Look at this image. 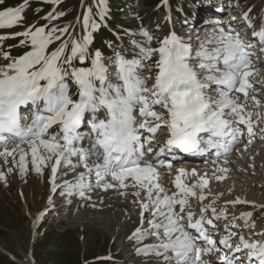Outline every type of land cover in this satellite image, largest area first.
<instances>
[{
	"label": "snow or ice",
	"instance_id": "6c2138e0",
	"mask_svg": "<svg viewBox=\"0 0 264 264\" xmlns=\"http://www.w3.org/2000/svg\"><path fill=\"white\" fill-rule=\"evenodd\" d=\"M46 2L58 6L61 0ZM107 13V0H98L99 21L103 22ZM63 15L50 14L47 19L57 20ZM23 19V7L0 10V29L20 26ZM83 26L85 34L80 39L69 35L70 26H31L15 34L25 37L21 43L30 51L18 58L2 53L3 59L10 62L0 66V157L7 161L8 157L16 160L18 155L16 162L22 176L27 172L29 156L38 174L51 164L54 192L62 167L66 169L65 176L75 173L72 180L59 186L61 194L68 197L90 199L86 193L93 187L104 191L119 189L121 195L127 194L124 189L134 188L132 195L140 209V225L129 239L137 245L136 254L146 258L145 264H209L204 257L222 252L223 264H238L246 252L251 256L249 264H264V241H250L244 236L237 248L235 241L240 234L229 229L221 247L209 234L206 226L214 227L213 220L206 218L209 211L216 219H229L227 212L222 217L216 215L215 200L201 209L199 217L191 210L193 198L201 204L208 199L204 193L208 185L206 174L189 184V176H197L196 171L176 169L171 181L176 191L169 194L160 183L158 171V167H163L169 176L173 175L171 160L159 157L170 155L174 160L177 150L186 154L214 148L227 151L243 131L234 124L245 125L249 137L255 135L252 113L246 111L244 102H237L238 97L232 98L240 93L245 101L249 99L253 87L249 77L257 71L251 67L253 45L239 33L219 28L218 34L202 42L195 53L191 44L171 34L160 41L159 48L136 45L140 49L138 58L126 59L117 52L105 61L99 50L89 51L93 33L101 26L90 8ZM141 34L150 44L152 37L146 31ZM65 36L71 40L70 48ZM9 38L14 36L0 35V41ZM257 38L264 41V32L258 33ZM57 41L63 43L50 52V46ZM209 45L214 47L210 50ZM154 54L159 56L154 65L155 76L140 75L142 61ZM74 61L81 66H74ZM148 80H153L151 86ZM69 81L76 87L74 94H70ZM209 90L217 98L208 95ZM251 100L260 105L256 96ZM29 106L32 120L25 125L21 109ZM156 106L164 111L158 112ZM56 126L59 131L50 133ZM87 128L90 133L84 131ZM165 128L170 138L157 151V147L149 145ZM141 130L149 135L142 137ZM204 133L219 140L205 141ZM89 137L91 147H84L83 142ZM204 142L208 149L201 147ZM9 143L15 146L9 148ZM152 153L156 155L149 159ZM81 168L83 171L78 172ZM0 181H6L3 172ZM244 219L251 220V214L246 213ZM149 238L154 241L144 243ZM228 250H234L236 256L229 257Z\"/></svg>",
	"mask_w": 264,
	"mask_h": 264
},
{
	"label": "rangeland",
	"instance_id": "374dc122",
	"mask_svg": "<svg viewBox=\"0 0 264 264\" xmlns=\"http://www.w3.org/2000/svg\"><path fill=\"white\" fill-rule=\"evenodd\" d=\"M25 1L26 0H3V3L0 4V10L23 7L24 19L21 25L12 28H4L5 30L11 31L14 29L13 33L24 32L27 28H29L28 25L30 20H32V25L36 27L46 26L47 28H51L53 26H57L62 28L64 26H70L69 35L75 39H80L85 34L83 18L87 15V9L90 8L92 10L93 18L96 19L97 22L99 21L96 10L93 8L95 7V4L98 5V0H86L84 1V4L82 3L83 0H65L68 2L61 5L56 13L58 14L62 12L65 15L57 20L44 21L41 20L43 17L48 15L51 8L55 4L45 2V5L48 7L45 10H43L44 7L42 6L44 2L40 6L38 2L41 4V1L39 0L30 1L31 3L27 5V8L24 7L25 5L19 6L20 3ZM175 1L177 0H168L167 3L170 4ZM190 1L195 2V4L201 7H199L200 13L196 16L191 14V18L188 16L187 19L179 17L177 21L172 20L169 22L167 21L168 15L167 7H165V0H161L162 6H157V0H119L122 8L121 13H118L119 9L116 8L118 5L117 0H107L108 13L105 21L108 23V27L104 28L109 33L115 31L122 32L119 36L122 44L118 47L119 49H116V52L113 51L114 53L111 52L109 54L105 53V56H103L105 61L114 57L117 52L124 55L126 59L139 57L140 49L136 45L143 44L141 43L142 38L138 34L140 27H142L140 19L147 18L148 16L152 17L153 21L157 22V24L159 23L158 29H155L154 31L152 30V36H157L159 39L160 31L164 28L168 30L170 29L177 31L178 34L185 39H198L199 45L197 44V47H200L202 42L212 40L214 36L218 34L219 28H223L225 32H229L228 26L226 27V23H230L231 19L234 17L235 19L238 18V15L234 14V1L213 0L212 2H209V5L206 1H204L205 4H202V0ZM250 1L257 6V11L253 18V22L256 23L259 19L262 20L264 18V0ZM184 5L185 15L193 12L192 7H189L187 3H180L179 6ZM155 9H158V11L155 12ZM198 11L199 9L196 12ZM206 11L207 13H204ZM28 19L30 20L28 21ZM184 21H186V23L182 26L181 23ZM244 21L247 20L245 19ZM127 26H131L133 28L136 26L137 29L128 32L125 31ZM234 27L236 28L238 26ZM151 29L152 27H150L148 31H151ZM34 30L35 28L33 31ZM246 30L252 33V29H249L246 25L243 28V31L235 33H239L242 38L246 39L247 36L244 34ZM99 31L100 32H96V34L99 33L97 35L93 33L92 42H94V44L93 46L91 45V47L94 49L98 48L100 39L104 38L106 35L103 29H100ZM203 31H206V35L201 37ZM230 31L235 34L232 29ZM260 32L264 31L261 28L257 29L256 33ZM207 33H209V35H207ZM196 34L199 35V37H196ZM252 37H255L253 33L249 36V38ZM24 39L25 37L20 36L17 40L21 42ZM64 39L69 40V36H65ZM163 39L164 38H160L159 41ZM256 41H258V39H256ZM142 46L145 48L153 47L152 43H144ZM52 47V49L49 48V51L57 48L58 45H53ZM70 47L71 42L69 40V48ZM212 47H214V45H209L210 50ZM30 50L29 46L22 44V49L18 50L17 53L22 55ZM261 56L264 58V53H261ZM261 56L259 54V57ZM157 59H159L158 54H154L151 59L144 60L142 63L148 61L154 64ZM5 63H7V60L0 58V66L6 65ZM73 64L76 65L79 64V62L74 61ZM149 67L150 73L146 76L154 77L157 69L153 67V65ZM262 70H264V68L261 67L255 73L264 74V71L262 72ZM138 73L144 76L146 69L144 71H139ZM249 80L252 85H255L257 81L258 83L264 84V79L263 81H259L258 76H251L249 77ZM152 83L153 80L147 81L148 86H151ZM69 85L73 86L71 81H69ZM254 89L258 90V88L252 87V89L249 90V93L252 92L251 96H256V98L260 101L261 106L256 109V112L258 111V116L256 117H260V123L264 118V89L257 91V93H254L255 95L252 91ZM69 91L71 94L73 89ZM236 94L237 93L232 96L233 99L238 97L239 99L237 102H239V100L242 101L243 95L241 96ZM246 105L252 106L253 103L250 101L247 102ZM253 144L254 143H252L251 146ZM24 147L26 148L27 146L25 145ZM228 157L225 159L226 163L224 165L243 166L242 163H239L237 158ZM18 159V155L16 160H13L12 157H8L7 161H5L4 158H0V172H3L6 176V181H0V264H145L146 258L136 254L135 251L137 245H135L133 240L129 239L132 234L129 235V230H125L123 226L117 224L118 218H120L123 214L122 212L120 213L116 211L115 214H112L107 218H104L103 216H94L92 218L86 217L83 219H76L74 217H64L63 219H59L63 215H58V213H56L58 211L52 210L51 207H58L57 203L59 200H61V204L63 203V200L61 198L55 199L52 197L51 191H49L52 186L51 164H49L48 167H44L42 169V173L38 174L34 170L29 156L27 172L22 176L19 165L16 162ZM177 161H179V164L181 163L182 165L187 164V162L191 163V160L186 159ZM9 169H11V172H9ZM260 169L261 175H258V170L255 171L256 173L254 172L255 174L253 173V175H251V177L256 178L255 181H257V179L260 180L259 182L257 181L258 184L260 183V187H256L257 189H254L253 192H249V196L244 195L239 199L246 201V204H250V206L244 205L243 207L235 208L231 210V215L233 214V216H236L238 213H241V211L245 212L247 210H251L252 215L258 216V218L262 217L264 219V165ZM163 176V178H160L161 185H165L169 194H171V192H175L176 189L171 182L173 177L166 173ZM195 180L197 179L191 176L190 182L188 181V183L191 184ZM218 184V182L214 183L210 181V185H214L215 187ZM221 185H223V183H221ZM130 189L131 187L126 190ZM206 189L207 187L204 189L205 194ZM197 191L199 192V189H197ZM235 194L230 197L233 198ZM208 195L212 197V195ZM208 195V199L204 201V204L206 203L205 205H209L213 200H215L216 203L213 207L217 208L219 206L221 208L222 205L231 209V206L221 204L220 201H217L216 199L212 200ZM237 196L240 197V195ZM214 197L217 198L216 195H214L213 198ZM235 198L236 196L234 199ZM223 200H225V198L221 201ZM198 203L200 204L198 200L193 198L191 200V208L197 206ZM73 204H77V202ZM137 211H139V209H133L129 215V219L132 223H134V228L139 227L140 225L139 217L136 215ZM217 211L220 212L221 210L218 209ZM42 218L44 220L42 221L40 227L37 231H34L33 225L35 224V221ZM262 225L263 228L264 220ZM150 239L152 240V238H149L145 240L144 243H149ZM7 253L12 255L15 261L11 259Z\"/></svg>",
	"mask_w": 264,
	"mask_h": 264
},
{
	"label": "bare ground",
	"instance_id": "6f19581e",
	"mask_svg": "<svg viewBox=\"0 0 264 264\" xmlns=\"http://www.w3.org/2000/svg\"><path fill=\"white\" fill-rule=\"evenodd\" d=\"M235 23L237 22L235 21ZM205 32L206 31H203V33L201 34L202 35L201 37L206 35ZM257 58L258 59L255 61L256 67H260V66L264 67V60L261 57H259V55H257ZM258 76L260 78L259 81H263L264 74L262 75L260 73ZM255 88H258V90L259 89L263 90L264 84L258 83V85H256ZM251 94L252 92L249 94V99L247 101H245V98L243 97V100L242 101L239 100L238 103L244 102L246 111H252L251 113L253 115L252 121L254 122L255 135H253L252 137H249L246 126L243 125L244 130L246 131L247 135L241 139L240 144L238 146L237 145L235 146L234 152H232L230 157H228V158H237L239 163L243 164L242 167L241 165H234V166L224 165L226 163L225 159H227V157L223 158L224 156L223 153H220L218 158L210 160L209 162H206L205 164L203 163L204 165H202V162L200 163L201 158H196L194 156L183 158L186 160H191V163L187 162V164L185 165H182L181 163L179 164V161L177 160H182V158L177 157V156H176L177 157L176 159L171 161V162H174V164L177 163L176 165H173V175H175V170L178 168H183L189 173H191L192 170H195L197 173V176H195L196 179L206 174V177L208 179V185H207L205 195H208V194L212 195V197L209 195L208 196L212 200L216 199L217 201H220L221 204L231 206V210L241 206V204L237 202L239 201L240 198H242V196L244 195L249 196L250 195L249 192H253L254 189H257L256 187H260V183L258 184L260 180L257 179L258 182L255 181L256 178L251 177V175H253V173L256 170H258V175H261L260 168H262V166L264 165V138H262L264 137V118H263V121L259 123L260 117H256L258 116V113H257L258 111L256 112V109L260 105L257 106L251 100V97H252ZM250 101H252L253 105L252 106L246 105L247 102H250ZM165 133L166 132H162V134H165ZM252 143L254 144L251 146ZM14 146H15L14 143H9L8 145L9 148H12ZM0 151H2V148H0ZM0 158H3V157H0ZM148 158L152 159L153 156L150 155ZM220 158H223V159H220ZM92 159H94V157ZM217 159H220V160H217ZM73 160L75 162V158H73ZM204 160L205 159H201V161H204ZM222 169H226L227 171H222ZM65 171L66 169L62 167L60 170V173L58 174V178H57L58 187L56 188V191L58 193H62V188L60 191L58 190L59 186L63 185V182L65 180H72L75 176V173H69L67 176H65L63 175ZM77 171L78 172L83 171V169L82 168L77 169ZM158 171L161 173L160 178H163L164 177L163 175H165V173L167 174V170L165 168L163 169L158 168ZM173 175L172 177L174 178ZM217 176L223 177V179L217 180L216 179ZM190 178L191 176H189L188 178L189 182H190ZM210 181L214 183L218 182L219 184L215 187L214 185H210ZM93 183H94V178H93ZM221 183H223V185H221ZM162 186L166 189L164 184ZM123 191H125L127 194L121 195L120 194L121 190L119 189H108L107 191H104V190H101L100 188L93 187L91 190H89L86 193V195L89 196L90 199L82 200L77 195H72L70 197L64 195L63 198H61L63 200V203L61 204L60 202L61 200H59V202L57 203L58 207L55 208L54 206V207H51V209L54 211H58L56 212L58 213V215L60 216L63 215L59 219H63L64 217L66 218L74 217L76 219L78 218L83 219L86 217L92 218L94 216H103L104 218H107L108 216L115 214L116 211L120 213L122 212L123 214L121 215L120 218H118L117 224L123 226L125 230H129V235H130L135 231L137 227L134 228L135 227L134 223H132V221L129 219V215L133 209H139V206L136 203H134V201L136 200V197L132 195V192L135 191L134 188H131L130 190L124 189ZM233 194H235L236 196L235 199H234L235 196L233 198L230 197ZM214 195H216L217 198L215 197L213 198ZM237 195H240V197H238ZM141 197H143V193L141 194ZM223 198H225V200L221 201ZM75 202H77V204H73ZM136 215L139 217V223H140V209L139 211H137ZM242 215H244V213H242ZM38 221L39 220H36L35 223H37ZM255 234L264 236L263 231H261V228H259L257 232H255ZM8 256L15 261L12 255L8 254ZM214 264H223V261L215 260Z\"/></svg>",
	"mask_w": 264,
	"mask_h": 264
}]
</instances>
